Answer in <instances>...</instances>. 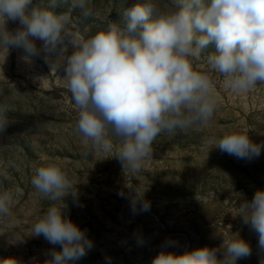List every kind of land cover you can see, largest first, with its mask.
I'll return each instance as SVG.
<instances>
[{"label": "clouds", "instance_id": "obj_1", "mask_svg": "<svg viewBox=\"0 0 264 264\" xmlns=\"http://www.w3.org/2000/svg\"><path fill=\"white\" fill-rule=\"evenodd\" d=\"M31 4L32 0H0V51L19 48L28 60L43 53L55 70L66 61L64 79L78 110L75 131L83 155L110 154L125 171H142L159 135L207 126L219 108L212 74H219L235 95L264 85V0H211L210 5L204 0H171L164 6L160 0H143L123 12V27L108 23L89 37L69 31L76 24L69 13L57 14L51 6L29 8ZM85 5L86 0H71L72 8L80 7L88 15ZM9 21L19 27L9 30ZM66 36L74 49L67 57ZM36 40L42 42L41 48ZM212 43L215 51L205 55ZM8 111L0 103V132L9 123ZM215 147L251 160L259 157L264 145L244 132H229ZM31 184L48 201L31 232L62 246V251L52 249L43 264H76L92 248L86 230L67 215L65 198L78 201L76 183L51 162L36 169ZM128 187L135 198L123 191L118 195L129 199L132 213L148 211L144 190ZM19 195V190L0 191V219L12 217ZM238 215L258 234V246L264 249V189L243 201ZM177 246L166 239L152 264H237L251 254L249 244L238 235L225 238L220 248L167 250ZM3 264L17 261L6 258Z\"/></svg>", "mask_w": 264, "mask_h": 264}, {"label": "rangeland", "instance_id": "obj_2", "mask_svg": "<svg viewBox=\"0 0 264 264\" xmlns=\"http://www.w3.org/2000/svg\"><path fill=\"white\" fill-rule=\"evenodd\" d=\"M142 2L86 0L88 15L80 7L72 8L71 0H32L29 8L51 6L57 14L69 13L76 21L69 31L89 37L108 23L123 27V12ZM204 2L210 5L211 0ZM160 4H171V0H160ZM7 27L14 31L19 23L9 21ZM35 43L42 47L41 41ZM64 44L65 57L70 56L71 37L66 36ZM214 51L212 43L204 54ZM24 57L19 48L0 51V103L9 110V123L0 132V191L20 192L12 217L0 219V264L6 258L17 264H43L52 249L62 251L61 245L31 232L48 207L31 179L37 168L51 162L76 183L78 201L65 198L67 215L92 241V248L76 264H152L166 239L178 245L168 251L182 253L205 246L220 248L231 235H238L251 248V254L237 264H264L258 234L238 215L243 201L264 189V148L259 157L249 160L215 147L229 132H244L254 143L264 145V85L235 95L219 74H212L219 95L212 120L203 128L159 135L142 171L131 173L110 154L83 155L75 131L78 110L64 79L66 61L55 70L43 53L30 60ZM56 59L53 55L52 61ZM129 185L144 190L148 211L133 214L129 199L118 195L123 191L135 198Z\"/></svg>", "mask_w": 264, "mask_h": 264}]
</instances>
